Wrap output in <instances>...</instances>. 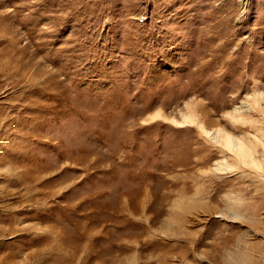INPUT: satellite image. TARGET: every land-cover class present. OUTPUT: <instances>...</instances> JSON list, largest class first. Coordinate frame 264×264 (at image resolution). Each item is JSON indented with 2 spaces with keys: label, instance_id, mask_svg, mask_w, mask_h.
<instances>
[{
  "label": "rangeland",
  "instance_id": "374dc122",
  "mask_svg": "<svg viewBox=\"0 0 264 264\" xmlns=\"http://www.w3.org/2000/svg\"><path fill=\"white\" fill-rule=\"evenodd\" d=\"M185 103L263 169L172 123ZM263 183L264 0H0V264H264Z\"/></svg>",
  "mask_w": 264,
  "mask_h": 264
},
{
  "label": "bare ground",
  "instance_id": "6f19581e",
  "mask_svg": "<svg viewBox=\"0 0 264 264\" xmlns=\"http://www.w3.org/2000/svg\"><path fill=\"white\" fill-rule=\"evenodd\" d=\"M258 100H259V93H253V94L247 95L245 100L241 101L239 106L233 107L230 111L226 112L224 116L227 119H229L231 124L250 122L251 118L248 119V117H246L244 111H249L250 113H252V112L255 113L259 108L258 107V103H259ZM184 105H185L184 110L179 113V119H176L173 117L168 118L172 123H174L178 126H181V127L185 126V125H196L200 135H202L207 140H211L212 142L215 143V146L219 147L220 152L223 155V158L231 155L232 158L231 157H229V158H231L230 160H233V162L239 161V162H241L242 165L243 164L249 165V167H254L256 169H259V171H260V169H263L262 164L259 162L260 160L259 161L256 160L252 154V152L254 151V147H255V144H253V143L254 142H256L257 144L259 143L258 142L259 139L257 138V136L252 135L251 137H252L253 141L251 142L250 139L249 140L246 139V140H248L246 142L245 137L248 138L247 134L244 135L242 133L241 136L236 137V136L228 133L227 131H225L222 127H216L212 130L206 129V127L204 126V124L202 123L200 118L198 117V114H196V112H195L196 106H194L193 104H190V103H185ZM154 118L166 119L167 117H165L163 115V113H161L160 111H156L155 113L150 114L147 118H145L144 122L145 121L146 122L152 121V119H154ZM253 121H255V120H253ZM226 153H228V155ZM226 159L223 161L221 160L220 163L226 165L228 163L226 161ZM238 165H240V164H238ZM226 167L227 166H225V168ZM228 167L233 168V167H230V164L228 165ZM239 168H241V167H239ZM256 172L258 173V171H256ZM262 175H263V173H262ZM229 199H230V197H229ZM234 200L235 199H233V201ZM231 202H232V200H231ZM231 202L229 201V203H231ZM230 205H232V204H230ZM230 205L229 206L226 205V206L230 208ZM181 206H182V204H181ZM235 206L236 205H234L233 207L237 210V208ZM180 209L183 210L184 208L181 207ZM164 255L165 254H157V260H160L163 262L164 257L166 256V255L165 256ZM134 256L135 255L131 256L130 253H128L127 251L120 250V249H118V250H111L110 249V250H106V251H96V252H93L90 250L85 254V256H83V258H82L83 260L80 264H86V262H88L90 260L97 261V262H99V264H112V263L119 262L121 260H124L127 263V261L131 260V258L134 259L133 258ZM252 256L249 255L248 253L242 252V251L226 252L223 254V258L225 259V264H251V263L253 264L254 260L251 258ZM200 257L201 256L199 255V259H200ZM68 260H69L68 263H70V257ZM134 261H136V260H134ZM109 262H111V263H109ZM123 263L124 262H120L119 264H123Z\"/></svg>",
  "mask_w": 264,
  "mask_h": 264
}]
</instances>
